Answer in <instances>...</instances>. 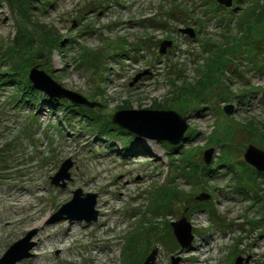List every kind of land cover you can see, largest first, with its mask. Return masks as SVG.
I'll return each instance as SVG.
<instances>
[{
  "label": "rangeland",
  "instance_id": "obj_1",
  "mask_svg": "<svg viewBox=\"0 0 264 264\" xmlns=\"http://www.w3.org/2000/svg\"><path fill=\"white\" fill-rule=\"evenodd\" d=\"M20 39L27 77L42 72L50 91L95 106L37 89L36 105L23 91L15 103L10 61H0V258L36 230L17 264H264V172L244 159L249 147L264 152V0H0V59ZM65 102L129 134L116 112L162 111L187 129L171 162L161 141L67 120ZM67 161L66 187L51 185ZM75 190L96 196L95 222L55 221ZM182 218L183 246L171 227Z\"/></svg>",
  "mask_w": 264,
  "mask_h": 264
},
{
  "label": "water",
  "instance_id": "obj_2",
  "mask_svg": "<svg viewBox=\"0 0 264 264\" xmlns=\"http://www.w3.org/2000/svg\"><path fill=\"white\" fill-rule=\"evenodd\" d=\"M220 5H224L226 8L232 6V0H217ZM182 33L188 34L190 37L194 36V32L192 29H182ZM164 45L160 47L159 54H165ZM35 73V74H34ZM143 74H139L134 77L132 83H135L138 79H140ZM44 74L38 73L36 71H32L29 74V80L33 84V88L37 89L40 92H45L51 98V100H59L62 98L69 99L71 102L79 105H84L89 108H93L95 104L89 103L80 95L68 92L52 83L51 86L54 87L55 91H50L47 88L46 77ZM41 78V79H40ZM40 79V80H39ZM47 88V89H46ZM231 107H226L224 110L230 114L232 112ZM138 114L136 118H134L136 123H127L124 119H127L126 115ZM166 115V112L162 111H147V110H135V111H120L116 112L111 121L113 124H117L118 126L127 129L128 132L135 134L138 137H143L146 139H152L156 141H164L171 145H178L184 139V133L187 129L185 124V119L181 117H177V121L179 123L178 127L167 123L165 119H163ZM150 116V117H149ZM145 117V118H144ZM148 117V118H146ZM144 118V119H142ZM158 118V120H157ZM177 123V124H178ZM175 126V127H174ZM212 150H207L204 153V162L205 164H209L211 159ZM244 159L247 163L253 166L257 171L264 172V152L254 148L249 147L244 155ZM71 164L69 161L65 162L58 170V172L50 178L51 184L60 188H65L67 181H69L70 176L68 174V169ZM207 197V198H206ZM96 196L94 194H85L82 195L80 190H75L72 192V198L70 201L62 205L59 210L54 215L55 221H68V222H81L84 221L86 223L95 222L98 212L94 209L96 204ZM208 199V196L201 194L197 197V200ZM58 217V218H57ZM52 221V220H51ZM50 221V223H51ZM54 221H52L53 223ZM49 223V222H48ZM185 223V219L182 218L176 223H172L171 227L173 229V234L175 235L177 241L180 245H188L190 243L192 237L189 234V227H186L187 234H183L178 226H182ZM36 230H32L28 232L22 239L13 243L0 258V264H16L24 259L29 258L32 254L30 251L35 246V243L32 242V238L35 236ZM186 239V240H184ZM150 261V262H149ZM154 256H151L144 264H153ZM240 261L236 262L239 264ZM174 264V263H173Z\"/></svg>",
  "mask_w": 264,
  "mask_h": 264
},
{
  "label": "trees",
  "instance_id": "obj_3",
  "mask_svg": "<svg viewBox=\"0 0 264 264\" xmlns=\"http://www.w3.org/2000/svg\"><path fill=\"white\" fill-rule=\"evenodd\" d=\"M1 1H3V0H1ZM11 1H19V0H5V2L6 3H10ZM23 1V0H22ZM17 42H19V44H24L22 41H21V39L20 40H15L13 43H12V45H11V49H10V52H9V54H7L6 52H4V55L6 56V57H3V58H1L0 59V61H4L5 60V58L7 59V60H9L10 61V67H9V69H8V71L9 72H7V75H9L11 78H12V81L17 85V87H16V89H15V95H12L11 96V99L13 100V102H15V103H17L18 102V100H19V98H21L22 97V95H20V91H23V93L24 94H26L28 97H29V99H30V102L32 103V104H34V105H36V103L38 102L37 100H38V96L40 95L37 91H35L34 90V88H33V84L29 81V79H28V77H27V72H24V71H21L20 70V66L19 65H21L20 64V57H19V54H18V52H20L21 50H18L17 51V49L16 48H13L14 47V45L17 43ZM15 43V44H14ZM7 54V55H6ZM22 73L24 74V77H23V81L22 80H19V79H15V77H19L20 75H22ZM20 74V75H19ZM22 77V76H21ZM15 79V80H14ZM5 82H6V80H4ZM3 83V81L2 80H0V86H1V84ZM23 83V84H22ZM21 84H22V86H21ZM26 97V96H25ZM64 104H68L69 106L67 107V108H65L64 110H62V113H63V115L64 114H66L65 116H66V119L67 120H70L69 118H67V116H69V114H74V116H79V118L78 119H80V117L81 118H84V119H86V121H85V124H84V128H85V126H86V123H88L89 125H91V126H95L96 128H97V134H96V136H105V135H108V136H110V137H124V136H131V137H133V138H135L136 139V136H134V135H131V134H129V133H127V132H125L123 129H121V128H119V127H117V126H114V125H112L110 122H108V121H105V119L104 120H102L103 122H102V124L100 123V124H98V122L97 121H95V119H93V117L95 116V115H93V111L91 110L90 111V109H86L85 107H80V106H77V105H72V104H70V102H65ZM70 108H74V109H76V112H72V111H69L70 110ZM79 111V112H78ZM77 114V115H76ZM63 118H61V121H63L62 120ZM79 122L80 123H82L81 122V120H79ZM65 123H67V122H65ZM64 123V124H65ZM98 124V125H97ZM82 126V125H81ZM83 128V129H84ZM161 142H163V144H164V152H166L167 153V157H169V161H173V160H170V157L173 155V153L171 152V153H169V151H171V150H176V148H177V146H174V145H171V144H169V143H167V142H164V141H161ZM169 150V151H168ZM180 161V163H182V165L183 164H186V165H188V167H190V166H195V168L197 169V172L198 171H200V166L199 165H194L193 163H192V161L191 160H189V159H187V158H185V157H183L182 159H180L179 160ZM219 165V163L217 164V166ZM177 166H178V164H177ZM184 166V165H183ZM201 169H203V166H201ZM207 173L209 174V172L207 171ZM184 175V174H183ZM191 175H193V174H191ZM199 175V174H198Z\"/></svg>",
  "mask_w": 264,
  "mask_h": 264
},
{
  "label": "bare ground",
  "instance_id": "obj_4",
  "mask_svg": "<svg viewBox=\"0 0 264 264\" xmlns=\"http://www.w3.org/2000/svg\"><path fill=\"white\" fill-rule=\"evenodd\" d=\"M73 234V233H72ZM205 245H207V243H205Z\"/></svg>",
  "mask_w": 264,
  "mask_h": 264
}]
</instances>
